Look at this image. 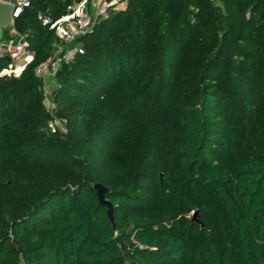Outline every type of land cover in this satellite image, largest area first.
Wrapping results in <instances>:
<instances>
[{
  "label": "trees",
  "instance_id": "trees-1",
  "mask_svg": "<svg viewBox=\"0 0 264 264\" xmlns=\"http://www.w3.org/2000/svg\"><path fill=\"white\" fill-rule=\"evenodd\" d=\"M28 1L33 59L0 77V264H264V0H127L56 75L66 134L37 16L73 0Z\"/></svg>",
  "mask_w": 264,
  "mask_h": 264
},
{
  "label": "built area",
  "instance_id": "built-area-1",
  "mask_svg": "<svg viewBox=\"0 0 264 264\" xmlns=\"http://www.w3.org/2000/svg\"><path fill=\"white\" fill-rule=\"evenodd\" d=\"M14 5L13 17H17L21 9L29 6L28 0H17ZM127 0H73L67 6V11L57 19H50L38 14L44 24H48L53 31L55 42L53 52L49 59L35 69V74L42 80L44 105L51 116L47 127L51 131L67 133L66 121L56 115V105L53 99V90L48 86V81H55L56 75L62 66L70 64L77 54H82L84 49L78 41L89 34L95 24L106 19L110 12L126 6ZM11 29L8 30V32ZM15 34V32L13 31ZM12 37L0 40V61L6 59L5 65L0 67V77L7 75L18 77L26 64L33 59V53L27 50L26 34H15Z\"/></svg>",
  "mask_w": 264,
  "mask_h": 264
},
{
  "label": "water",
  "instance_id": "water-1",
  "mask_svg": "<svg viewBox=\"0 0 264 264\" xmlns=\"http://www.w3.org/2000/svg\"><path fill=\"white\" fill-rule=\"evenodd\" d=\"M79 1V0H77ZM14 13V5L12 2L1 1L0 0V40L3 37L4 29L9 30L13 28V17ZM93 189L96 191L99 203L104 205L107 208V215L112 224H114L113 220V210L112 203L106 198V194L109 192L107 186L102 183H95ZM197 213H193V219H196Z\"/></svg>",
  "mask_w": 264,
  "mask_h": 264
},
{
  "label": "crops",
  "instance_id": "crops-1",
  "mask_svg": "<svg viewBox=\"0 0 264 264\" xmlns=\"http://www.w3.org/2000/svg\"><path fill=\"white\" fill-rule=\"evenodd\" d=\"M1 1L16 2L17 0H1ZM13 31L15 32V34L17 33V32L15 31V29L12 28V29L8 32V36H9V37H12V38H14V39H16L15 34L13 33Z\"/></svg>",
  "mask_w": 264,
  "mask_h": 264
},
{
  "label": "rangeland",
  "instance_id": "rangeland-1",
  "mask_svg": "<svg viewBox=\"0 0 264 264\" xmlns=\"http://www.w3.org/2000/svg\"><path fill=\"white\" fill-rule=\"evenodd\" d=\"M5 31H7V30L4 29V32H5ZM7 37H8V36H7V33H6L5 39H6ZM48 86H49L50 90L52 91V90H54L55 87H56V82H53V81L49 80V81H48Z\"/></svg>",
  "mask_w": 264,
  "mask_h": 264
}]
</instances>
